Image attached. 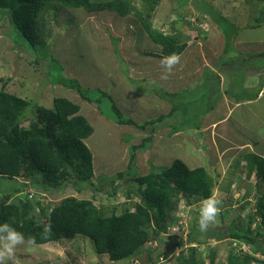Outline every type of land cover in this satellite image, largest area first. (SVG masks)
I'll return each mask as SVG.
<instances>
[{
    "label": "rangeland",
    "instance_id": "374dc122",
    "mask_svg": "<svg viewBox=\"0 0 264 264\" xmlns=\"http://www.w3.org/2000/svg\"><path fill=\"white\" fill-rule=\"evenodd\" d=\"M131 1L141 12L151 14L149 21L153 28L163 34L176 36L186 46L189 45L187 53L183 57L181 56V64H184L180 67L182 71L189 68L185 59L189 58L192 53L200 52V55L204 54L207 62L213 60L210 65H214L225 80L217 81L216 77L211 76L210 69L204 67L198 71L199 75H202L203 72L199 83L189 84L179 94L166 98L165 101L176 105L171 115H164L153 125H147L145 129L140 130L130 124H118L116 123L117 114L111 109V104L120 109L125 117H136L134 115H137L138 119L140 118L139 122L153 119L158 115L154 116L152 111L143 109L142 105L141 107L130 105L129 103L134 100L130 97L129 103L126 101L125 93L127 91L122 92L121 98H116L114 94L123 88L120 89V84L110 79V67L115 66L114 59L119 63L120 68L127 67L118 48L120 41V46L124 51L127 50V52L136 55L131 59L137 63L143 57L141 49L151 51L147 49L148 45L140 38L141 29L139 27L132 28V26H141L133 14V17H126L133 20L132 26H130L125 24V18L118 17L112 11L88 14L82 9L59 5L58 11H55V18L52 16L49 17L50 20L48 19L46 37L52 57L63 64L62 70L57 68L51 60L35 58L33 56L37 55L36 52H32L34 55L31 56L23 45L16 44L15 42L20 43V37L9 26L6 18H2L0 10V87L5 84L6 90L28 100V105L21 114L27 116V120H22L20 126L22 128L29 126V120L34 115L36 105L52 107V99L62 96L75 100L80 105L81 114L93 127L92 134L85 139L93 158L94 176L90 179V183L84 184L79 181L80 184H78L77 181L71 180L61 187L42 189L31 184L32 182L40 184L41 179L28 178L26 180L21 177L18 179L19 182L29 184L15 196L23 198L26 195L31 200L37 199L47 205L56 204L62 198L72 195L91 199L95 206L107 214L112 211L119 214L124 209H133L137 197L133 194L129 196L127 193L135 185L128 175L122 179L115 180L114 178V181L105 177L110 178L117 171L124 170L129 171L130 175L135 171L145 174L153 166L165 167L175 158H180L191 167L204 166L215 178L212 194H216L223 201L222 211L217 222L208 228L207 232L210 233H207L206 243L202 245L187 243L185 239L191 222L194 219L198 220L196 209L204 198L181 197L178 207L171 214L169 231L161 236L163 242L159 243L158 241L157 247L146 244L127 258L111 261L106 254L96 252L92 239L82 234H76L71 239L64 238L59 242L19 246L14 261L10 264H150V262L153 264H177L175 257L180 251V246L165 255H158L155 250V248H166L165 246L177 236L185 240L182 244L186 245L183 247L185 253L187 246H197L195 257L197 260H203L209 264V256L212 254L213 264H226L229 254L251 253L252 250L251 246L229 237L230 228L242 227L245 229L248 218L253 217L254 222L251 230H257L259 240L262 239L261 236L264 237V225L259 223L260 217L256 210L257 200L264 191V187L262 185L260 187L257 183L254 173L247 174L245 153L251 149L249 146H244L239 152L227 142V140L235 142V139H241L249 141V144L252 145L251 139L254 136L258 138L257 146L255 145L254 148L260 149L261 147V150L264 151V89L255 101L254 97L257 91L252 87L248 88L252 83H256L255 80L258 82L261 77H264V56L254 58L255 52L252 53L263 45L264 26L262 28H243L241 26L243 22L252 24L256 21H258L256 24L263 25L264 1L257 4L259 3L257 0H160L153 12L146 0ZM254 4L262 9L257 10ZM219 14L224 16L227 22L216 21L217 19L214 17H218ZM128 30L132 32L128 33ZM111 32L117 37L109 36L108 34ZM145 34L143 33L145 41L148 42V36ZM233 34L235 36L239 34L243 39L251 37V39L260 40L261 43L256 45L251 40L256 48L247 51L243 56L236 57L232 62L230 61L233 57L232 49L240 50L241 42H243L242 39L234 42ZM228 35L232 36V40L231 38L228 41L225 39V36ZM131 37H136L135 46H133L134 42ZM160 56L162 57L163 54ZM223 63L225 64L222 65ZM142 65H145V68L141 69L138 74L132 70H124V73L134 81L133 84L128 81L129 87L125 85L124 88L133 89L145 95H147L146 93L153 95L154 90L159 92L165 90L156 83L158 80H163L161 73L164 70L160 62L159 65H154L149 58V61L140 64V66ZM225 65L227 67L234 66L235 72L228 74ZM242 65L246 72L242 70ZM200 67L201 65L198 69ZM256 69H260L259 73ZM134 70L136 69L134 68ZM61 74H75L84 87L95 90L93 99L99 96V102L83 100L70 88L50 82H54ZM140 75H143L145 79L139 81ZM125 77L124 74L123 78L125 79ZM185 77L183 72V78ZM171 78V76L168 77V79ZM242 79L247 86L244 90L241 88ZM251 81H255V83H251ZM108 82V87L104 89ZM98 88L106 91L110 96H103L97 90ZM140 88L145 89L141 90ZM227 94L245 99V103L249 104L237 108L223 125L220 124V126L207 131L201 128L195 129L194 127L202 126L201 118L206 121L207 119L217 120L221 114L216 110V104H220L222 97ZM249 97L254 99L248 101ZM210 108L211 111L205 113ZM150 110L154 109L150 107ZM167 111L166 113H168ZM100 117L102 118L100 119ZM163 127L165 128L163 129ZM168 128L172 133H168L170 131ZM174 131L180 132L173 135ZM145 135L153 137L146 143L145 150L139 149L135 152V163L133 162L128 168L130 144L139 142L140 137ZM225 137L227 138L225 139ZM121 144L124 148L121 147ZM9 181L13 185L16 184L14 180ZM35 212L39 213L37 209ZM254 255L256 259L251 264H264V255L260 253Z\"/></svg>",
    "mask_w": 264,
    "mask_h": 264
},
{
    "label": "trees",
    "instance_id": "16d2710c",
    "mask_svg": "<svg viewBox=\"0 0 264 264\" xmlns=\"http://www.w3.org/2000/svg\"><path fill=\"white\" fill-rule=\"evenodd\" d=\"M146 1L153 12L160 0ZM59 5L82 9L88 14L112 11L127 20H132L126 17H132L133 14L150 39L161 45V53L166 56L171 53L180 54L186 46L178 37L163 34L153 28L149 21L151 14L141 12L131 0H0L2 18H6L9 26L20 37V43L14 42L23 45L31 56L34 55L32 52H36L37 55L33 57L51 60L62 70L63 64L52 57L46 37L49 17L55 18ZM214 18L219 23L222 20L227 22L220 14ZM230 38L229 35L225 36L227 41ZM49 68L51 69V65ZM124 74L133 84L134 81ZM50 82L70 88L83 100L99 102V96L93 99L95 90L84 87L75 74H61L54 82ZM97 90L103 96H110L106 91L99 88ZM154 92L164 100L173 96L166 90ZM168 103L171 105L168 113L140 123L123 116L114 104H111V109L117 114L116 123L130 124L140 130L153 125L164 115H171L176 105ZM27 105V99L6 90L5 84L0 87V223H12L27 238L33 239L34 244L57 242L82 234L92 239L98 254H106L111 261L121 260L146 244L157 247L158 241L163 242L161 236L168 233L171 214L178 207L181 197L206 198L213 192L215 178L204 166L191 167L184 160L175 158L169 165L153 166L145 174L135 171L130 175L129 171L124 170L117 171L110 178L105 177L114 181V178L122 179L128 175L135 185L127 193L137 197L133 209H124L119 214L114 211L107 214L95 206L91 199L72 195L62 198L56 204L47 205L37 199L31 200L26 195L23 198L15 196L29 184L19 182L21 177L26 180L39 178L40 184H31L48 189L61 187L71 180L78 184L79 181L90 183L94 176L92 152L85 143V139L92 134L93 127L81 114L80 105L66 97H54L52 107L36 105L29 126L22 128L21 121L27 120V116L21 114ZM152 137L145 135L138 143L130 144L128 168L134 162L135 152L145 150L146 143ZM245 155L247 174L254 173L257 183L264 187V158L254 151H247ZM9 180H14L16 184L13 185ZM256 210L260 217L259 223L264 225V191L257 200ZM253 222L254 218L249 217L245 229L230 228L228 236L250 245L253 252L264 255V237L261 236L262 239L259 240L257 230H251ZM45 225L51 226L48 234L43 231ZM207 233L210 232L206 231L204 234L199 230L197 220L194 219L185 240L189 244L202 245L207 242ZM185 240L177 236L166 248L155 250L158 255H165L180 246L175 257L177 264H206L195 258L197 246L189 245L185 248L187 252H184L183 247L186 245L182 244ZM255 259L245 252L231 253L226 264H251ZM213 263L210 254L209 264Z\"/></svg>",
    "mask_w": 264,
    "mask_h": 264
},
{
    "label": "crops",
    "instance_id": "0c3cea01",
    "mask_svg": "<svg viewBox=\"0 0 264 264\" xmlns=\"http://www.w3.org/2000/svg\"><path fill=\"white\" fill-rule=\"evenodd\" d=\"M252 1H254V0H252ZM251 1V2H252ZM259 1V3H257V4H260L261 2H263L264 0H257V2ZM253 3V2H252ZM254 6H255V8L257 9V10H261L262 9V7H260V6H257L256 4H254ZM123 17H125V16H123ZM133 17V16H132ZM120 21H122V20H120ZM125 24H129L130 26H132L131 24L133 23V21L132 20H127V19H125ZM256 22H258V21H256ZM256 22H254V23H244L243 22V24L241 25V26H243V28L245 27V28H248V27H250V28H253V27H255V28H262L263 26H264V21H263V25H261V23H259V24H256ZM124 24V25H125ZM249 24H251V25H249ZM257 25H259V26H257ZM217 26H218V24H217ZM134 27H138V26H132V28H134ZM139 28L141 29V39H142V41L144 42V43H146L147 45H148V48H147V46H146V48L147 49H150L151 51L149 52V51H146L145 49H141L140 50V52H141V54H143V57L142 58H140V62L138 61V63H137V61H132V59H131V57H133V56H136L135 54H132L131 52H127V50L126 51H124V49L120 46V43H121V41H120V43H119V45H118V48H119V50H120V53H121V56H122V59L124 60V64L127 66L126 68H123V67H119L118 66V64L119 63H117V61L114 59V64H115V66H112V67H110V79L112 80V81H114V82H116V83H119L120 84V89H122L121 91H119V92H117L116 94H114L115 95V97L117 98H121V94H122V92H124V91H127L126 93H125V99H126V101L129 103V98L131 97L133 100H134V102H130L129 104L130 105H133L134 107H135V105H139L140 107H141V105L143 106V109H146V110H149V111H152L153 112V114H154V116L155 115H157L156 117H158L160 114H166V111H167V109H168V111L167 112H169V103L167 102V101H165L164 99H161V98H159L157 95H156V93L154 92V94L153 95H150V93H146L147 95H145L144 93H139L138 91H134L133 89H131V90H129V89H127V88H124L125 87V85L127 86V87H129V84L127 83L128 82V80L126 79V77H125V79L123 78V76H124V73H123V71H124V69H126V70H132L134 73H136V74H138V72L139 71H141V69H143V68H145V65H142V66H140V64L143 62V63H145L146 61H149V58H151V61H153V63H154V65H159V62L161 61V59L163 58V57H165L166 55H163L162 57L160 56V55H162V53H161V51H162V47H161V45H159V44H157V43H155V42H153L151 39H150V37L148 36V42H146L145 41V37H144V35H143V33H145V31L143 30V28L141 27V26H139ZM132 31H130V30H128V33H131ZM109 36H111V37H117V35L116 34H114V33H112L111 32V34L109 33L108 34ZM138 35V34H137ZM146 35V34H145ZM127 36V35H126ZM139 36V35H138ZM233 36H234V38L236 39H234L233 41L235 42V41H237V40H243V42H241L242 43V48L239 50L238 48H234V49H232L233 51H232V55H233V57H232V59L230 60V61H234V59H236V57H238V56H243L244 54H246V52L247 51H249V50H252V49H255L256 47H255V44L257 45L258 43L260 44L261 43V41L260 40H255V39H251V37L250 38H248V39H243V38H241V36L238 34V36L236 35H234L233 34ZM109 38V37H108ZM131 38H133V41L132 42H134L133 43V46H135V44H136V37H131ZM147 38V37H146ZM206 38H207V35H206ZM109 40H110V38H109ZM231 40H232V36H231ZM251 40L255 43V44H252V42H251ZM123 42V41H122ZM117 43H118V41H117ZM213 43H215V42H213ZM212 43V44H213ZM233 44V43H232ZM262 46H259V48H258V50H255V51H252V53L253 52H255V55H254V58H258V56H264V41L262 42ZM189 46V45H188ZM188 46H185V48H184V50L180 53V56H184L185 55V53H187V51L189 50V48H188ZM230 47L231 48H233V46L232 45H230ZM192 48V47H191ZM135 49V48H134ZM136 50V49H135ZM226 50V49H225ZM152 52V53H151ZM202 53V52H201ZM251 54V53H250ZM148 55V56H147ZM194 55V56H193ZM146 56V57H145ZM145 60V61H143V60ZM186 60V62H187V64H188V66H189V70L186 68V69H184L183 71L181 70V65H184V64H181L182 63V61L180 60V64L179 65H177L175 68H174V70H173V74H171L170 76L172 77L171 79H163V80H158V81H156V83H158L160 86H161V88H163V89H165L167 92H169V93H172L173 95L175 94V95H177V94H179L182 90H185L188 86H189V84H191V85H196L197 83H199L200 81H201V77H202V75H203V72H202V75H199L198 74V71H200V69H202V68H204V67H207L208 69H210V71H211V73H212V77H216L218 80L217 81H223V80H225L224 79V77L223 76H221V74H220V72H219V70L217 69V68H215V66L214 65H210V62L211 61H213V60H210V62H207L206 61V58L204 57V54L202 53V55H200V52H197V53H192V55L191 56H189V58H186L185 59ZM225 63H227V61H225V60H223ZM212 63V62H211ZM225 63H223L222 65H224ZM230 64V63H229ZM201 65V67L198 69V67ZM190 66H191V68H190ZM226 66V65H225ZM243 66V65H242ZM178 67V68H177ZM227 67V66H226ZM134 68L137 70H134ZM193 68V69H192ZM226 69H228V70H226L227 72H228V74H231L232 72H235V68H234V66L232 67V66H228ZM240 69V68H239ZM238 69V70H239ZM242 70H244L245 72H246V69H245V67L243 66V68H242ZM257 70V72L259 73V70L260 69H256ZM192 71H194V72H192ZM183 72L185 73V76L187 77H185V78H183ZM245 72H244V78L246 77V74H245ZM78 73V72H77ZM76 73V74H77ZM255 75V74H254ZM259 76H260V74H259ZM264 78V77H263ZM262 77H261V79L260 80H258V82H257V80H255L256 81V83H255V81H251V83L252 82H254L255 84H251V85H249V89L252 87L253 89H255L257 92L255 93V99L253 98V97H249L248 98V101H251V100H255V101H257V98L261 95V92L263 91V89H264V79H263ZM121 79H122V81H121ZM145 79V77L143 76V75H140L139 76V78H138V80L139 81H141V80H144ZM208 82H210L211 83V81H208ZM108 85H109V82H108V84L104 87V89L105 88H107L108 87ZM263 86V87H262ZM246 85H245V82H244V79H242V82H241V88L244 90V89H246ZM130 88H132V86L130 85ZM99 89H101V88H99ZM141 90L142 89H145V88H140ZM102 90V89H101ZM104 91V90H103ZM155 91V90H154ZM107 94H109V93H107ZM112 95V94H111ZM135 95V96H134ZM143 95H145V96H143ZM113 96V95H112ZM136 96H137V99H136ZM114 97V96H113ZM247 104H249V103H245V99H241V98H235V97H233V95H225L224 97H222V101L220 102V104L218 103V104H216L217 105V108H216V110L217 111H219L218 113H220L221 115H219L218 116V118H217V120H215V119H212V120H210V119H207V121L204 119V118H201V125L202 126H197V127H194L195 129H199V128H201L202 130H204V131H207L208 129H211V128H215L216 126H220V124L221 125H223L227 120L226 119H229V118H231V114L237 109V108H240V107H243V106H245V105H247ZM216 105H214V106H216ZM128 106V105H127ZM213 106V107H214ZM150 107L152 108V109H154V110H150ZM211 107H212V105H211ZM97 110V109H96ZM211 111V108H210V110L209 111H205V113H209ZM161 112H165V113H161ZM131 113L132 114H134V112L133 111H131ZM131 114V115H132ZM100 115V114H99ZM134 116H136V117H133V116H131L130 118H132L133 120H135L136 122H139V119H138V117H137V115H134ZM155 117V118H156ZM102 117H100V119H101ZM154 119V118H153ZM146 120H148V119H146ZM146 120H144V121H146ZM143 122V121H142ZM140 123V122H139ZM150 127V126H149ZM148 127V128H149ZM165 127H163V129H164ZM169 129V128H168ZM170 130V129H169ZM227 130V129H226ZM133 131V130H132ZM179 132L180 131H174L173 132V135H177V134H179ZM168 133H171V131H169ZM228 134H229V132H228ZM216 135H219V134H216ZM219 137V136H218ZM254 137V136H253ZM252 137V138H253ZM141 138V137H140ZM227 137H225V139H226ZM257 139L258 138H254L253 139V146L251 145V143L249 144V141H242L241 139L239 140V139H235V142H232V141H228L227 140V142L229 143V144H231V145H233L235 148H234V150L235 149H238L239 150V152H241L242 151V148L244 147V146H249V149H251L250 151H254L257 155H259V156H261L262 158H264V151H262L261 150V147H260V149H255L254 148V146L257 144ZM218 140H219V138H218ZM252 140V139H251ZM256 140V141H255ZM225 141V140H224ZM220 142V141H219ZM138 143V142H137ZM133 144H135V143H133ZM225 144H226V142H225ZM257 146V145H256ZM121 147H123L122 146V144H121ZM251 147V148H250ZM253 147V148H252ZM124 148V147H123ZM258 148V147H257ZM241 149V150H240ZM245 149V148H244ZM151 159V158H150ZM196 166H198V165H196ZM257 180V179H256ZM57 242H59V241H57Z\"/></svg>",
    "mask_w": 264,
    "mask_h": 264
},
{
    "label": "clouds",
    "instance_id": "9594fccd",
    "mask_svg": "<svg viewBox=\"0 0 264 264\" xmlns=\"http://www.w3.org/2000/svg\"><path fill=\"white\" fill-rule=\"evenodd\" d=\"M181 56L179 53H171L163 57L160 61L163 72L161 79H168L174 68L180 64ZM223 201L216 194H211L204 198L198 208V227L201 232H206L208 228L217 222L222 211ZM45 234L51 232V226L45 225L43 229ZM34 244V240L27 238L25 234L10 222L0 223V264H10L14 261L16 250L19 246H28ZM246 245V244H244ZM250 246V245H247ZM251 250V256L255 257ZM261 254V253H260ZM263 255V254H262Z\"/></svg>",
    "mask_w": 264,
    "mask_h": 264
}]
</instances>
